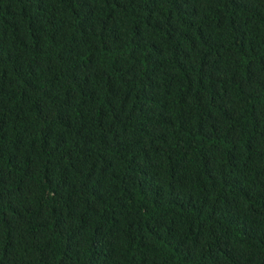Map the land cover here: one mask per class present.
Here are the masks:
<instances>
[{"label":"trees","instance_id":"trees-1","mask_svg":"<svg viewBox=\"0 0 264 264\" xmlns=\"http://www.w3.org/2000/svg\"><path fill=\"white\" fill-rule=\"evenodd\" d=\"M0 264H264V0H0Z\"/></svg>","mask_w":264,"mask_h":264}]
</instances>
